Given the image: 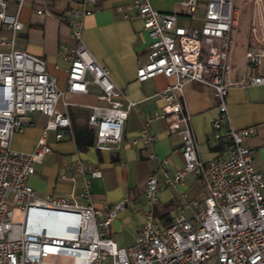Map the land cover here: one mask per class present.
I'll return each instance as SVG.
<instances>
[{
  "label": "built area",
  "instance_id": "1",
  "mask_svg": "<svg viewBox=\"0 0 264 264\" xmlns=\"http://www.w3.org/2000/svg\"><path fill=\"white\" fill-rule=\"evenodd\" d=\"M15 1L16 10L10 12L7 0H0V23L12 31L0 40L8 45L0 49V264H264V179L252 163V147L244 142L253 126L230 125L225 100L235 84L264 83V73H249L236 81L227 77L233 27L240 14L234 0H179L177 11L159 10L150 0H132L149 36L147 56L136 67V78L157 73L174 78L154 92L165 99L154 116H164L167 129L178 133L181 143L182 164L172 174L164 173L162 180L174 185L191 173L204 193L197 199L182 192V202L170 205L165 217L158 216L153 208L159 176L151 171L144 183L148 207L128 245H120L108 233L124 199L107 207L99 219L103 212L93 205L86 178L76 193L42 198L27 181L34 164L51 150L49 130L59 138L64 132L72 133V128L66 111L56 106L63 90L46 69L45 60L14 45V34L22 28L17 12L23 0ZM99 1L72 0L56 17L70 26L75 38V44L62 54L68 60L66 89L86 92L90 83L98 86L97 97L104 103L90 105L88 123L94 128V145L111 148L121 137L131 101L123 103L126 89L114 84L108 68L82 41L83 18L100 9ZM250 29L256 41L264 40L260 7L252 11ZM245 58L250 66L259 67L264 47L249 46ZM190 81L208 84L218 99L219 115L211 122V133L224 141V150L206 160L197 155L190 114L178 99L183 84ZM33 112L46 115L36 145L32 150L11 146L13 130L33 124ZM138 138L150 142L153 135L143 127ZM71 167L72 175H100L99 169L85 166L79 157ZM59 175L63 177L64 172L60 170ZM190 205L193 212L188 215L184 208Z\"/></svg>",
  "mask_w": 264,
  "mask_h": 264
},
{
  "label": "crops",
  "instance_id": "2",
  "mask_svg": "<svg viewBox=\"0 0 264 264\" xmlns=\"http://www.w3.org/2000/svg\"><path fill=\"white\" fill-rule=\"evenodd\" d=\"M245 1L241 4H246ZM71 2L72 0H23L17 12L22 28L14 34V45L45 60L46 69L56 76L57 85L63 90L56 106L66 111L72 128V133L64 132L59 138L55 137L54 130L52 136L47 135L51 150L44 154L41 161L34 164L35 170L28 176L27 181L33 187L35 195L42 198L69 191L76 193L86 178L92 203L103 212L97 215L99 219L104 217L107 207L124 199L123 206L117 209L116 215L110 221L108 233L120 245H128L133 239L134 226L143 219L148 207L144 196V183L151 171H157L159 176L157 199L153 208L158 216L165 217L170 205L180 204L182 192L199 199L204 189L197 177L191 173L174 185H166L162 180L164 173L172 174L182 164V154L178 133L167 129L164 116H154L155 111L160 110L165 102L161 95L154 92L172 82L174 78L162 73L141 80L136 78V67L147 56L149 36L142 19L131 6L132 0H100V9L83 18L81 37L84 45L98 62L108 68L114 84L126 89V97H122L123 103L131 101L120 139L111 148H98L94 145L95 132L88 123V115L91 112L90 105L104 103L97 97L98 86L90 83L86 92L66 89L68 60L62 54L75 44V38L70 26L59 20L56 14ZM150 2L159 10L179 9V0ZM254 5V2L251 3L249 10V29L239 35L242 52L235 42L239 18L233 27L227 75L233 81L240 80L249 73H264V60L259 67H252L245 58V50L249 46L264 47V40L256 41L250 29ZM260 6L264 12L263 6L258 4ZM37 8L44 10L37 12ZM6 9L15 12L16 1L7 0ZM124 13L128 15L125 16ZM257 18L255 15V19ZM11 34V29L0 23V40L10 37ZM257 34L262 36L263 31L258 29ZM7 48L6 43L0 42V49ZM65 92H68L67 99L63 97ZM178 99L184 110L190 114V127L196 142L197 155L206 160L222 152L224 141L211 133V122L219 115L218 99L211 87L199 81L186 82ZM63 100L68 103L64 104ZM225 100L230 125L253 126L252 134L244 142L252 147V163L264 179V83L235 84L228 89ZM59 101L62 107L58 105ZM146 117H149L147 121ZM44 123L45 121L36 125L37 117H33V124L27 126L35 127L34 135L25 147L16 148L32 150ZM81 125L92 129L93 142L78 147L74 139V129ZM225 126L226 123L222 120L220 127ZM143 127L153 135L152 141L145 142L138 138ZM150 152L154 156H149ZM76 157L85 166L99 169L100 175L91 176L89 172L72 175L71 162ZM60 170L64 172L63 177L59 175ZM184 209L188 215L193 212L191 205Z\"/></svg>",
  "mask_w": 264,
  "mask_h": 264
},
{
  "label": "rangeland",
  "instance_id": "3",
  "mask_svg": "<svg viewBox=\"0 0 264 264\" xmlns=\"http://www.w3.org/2000/svg\"><path fill=\"white\" fill-rule=\"evenodd\" d=\"M245 0H234V4L235 6L239 7V25H238V30H237V34L235 37V42H236V46L239 47L240 49V34L242 32H247L249 29V10L251 8V3H253V0H246V4L242 5L241 2L243 3ZM262 5L264 8V0H260L259 5ZM254 8L258 9V4L254 5ZM261 8V6H260ZM182 21H184L181 18ZM243 49H240V52H242ZM68 92H65V94L63 95L64 98H68L67 96ZM61 100V99H60ZM58 105L60 107H62L61 102L59 101ZM38 115V116H37ZM33 117H37V124H40L45 121V115H43L40 112H33L32 113ZM35 132V127L33 126H24L22 128V130H13L11 137H10V145L11 146H15V147H25L26 144H28V142H30L32 136L34 135ZM49 136L53 135V131L49 130L48 132ZM51 147V146H50ZM76 196H78V194H76Z\"/></svg>",
  "mask_w": 264,
  "mask_h": 264
},
{
  "label": "trees",
  "instance_id": "4",
  "mask_svg": "<svg viewBox=\"0 0 264 264\" xmlns=\"http://www.w3.org/2000/svg\"><path fill=\"white\" fill-rule=\"evenodd\" d=\"M74 139L77 146H83L93 142V131L86 125H81L74 129Z\"/></svg>",
  "mask_w": 264,
  "mask_h": 264
}]
</instances>
